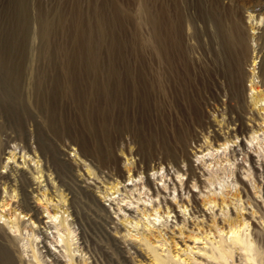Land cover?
I'll return each instance as SVG.
<instances>
[{
  "label": "rangeland",
  "instance_id": "1",
  "mask_svg": "<svg viewBox=\"0 0 264 264\" xmlns=\"http://www.w3.org/2000/svg\"><path fill=\"white\" fill-rule=\"evenodd\" d=\"M14 1L0 0V205L10 200L0 208V264L7 250L11 264H218L209 256L226 235L222 191L230 217L243 205V234L264 256V140L250 142L252 132L264 138L250 90L255 76L264 90V0H175L190 49L177 60L182 87L165 117L151 89L159 52L151 26L137 23L143 0H24V16ZM160 2L147 3L155 19ZM212 16L237 23L242 37L232 84ZM4 150L33 160L6 167ZM214 172L229 187L211 184ZM44 191L48 209L37 200ZM208 195L216 206L203 203Z\"/></svg>",
  "mask_w": 264,
  "mask_h": 264
},
{
  "label": "bare ground",
  "instance_id": "2",
  "mask_svg": "<svg viewBox=\"0 0 264 264\" xmlns=\"http://www.w3.org/2000/svg\"><path fill=\"white\" fill-rule=\"evenodd\" d=\"M138 1H141V0H138ZM148 1L146 0V2H144V0H143V2L141 1L140 4L138 2L139 5L137 6L138 8L136 10L137 11L136 15L138 16V22L137 23H140V24L145 23L146 25L151 26V31H152L153 38L155 40V45H156L157 50L159 52L160 72H159V76H158L157 80L154 81V83L158 84V88L151 85V89L153 87V90L155 91V93H158L157 97H159V104H160V107L162 109L161 113H162V116L165 117V115H166V108L165 107L170 105L173 108L176 106V104H177L176 99L178 97L180 87H182V85L180 84V81H179V66H178L177 60L179 59V57H183L184 55H186L185 48L187 47V49L189 50L190 47H188L187 45L185 46V31L183 29L185 21H184L183 14L181 13V11L178 10V7L176 5V1L175 0H161L160 4H157L159 6H158V12H157L158 15H157L156 19L150 15L151 13H150V9L148 7L149 5H147ZM14 7L18 11L17 14L23 15V16L25 15V13H26L25 10H27V6H26V2L24 0L14 1ZM116 7H118V5ZM78 8H79V6H78ZM116 9H118V8H116ZM104 10H106V9H104ZM76 13H78L77 10H76ZM65 14H68V13H65ZM118 14L116 13L117 16H119ZM101 15H103V14H101ZM103 20H104V18H103ZM209 20L213 23V26L216 28L217 37L219 40V44L218 43L217 44L219 46L218 49H219L220 58L224 64L225 73L227 76H229V80L232 84V82L234 81V76H235L234 69H235V67L240 65L239 64L240 63V55H239L238 47H240L242 45V37L239 33L238 24L232 23L229 26V28H227V26L224 24V22L222 20L218 19L217 17L212 16V17H210ZM109 21H111V20H109ZM129 21H130V19H129ZM79 22L80 21H78V23ZM44 25L46 27H49L50 24L48 22H46ZM255 68H256V61H254L253 69L255 70ZM112 74H113V76L118 74L117 70H116L115 63L112 66ZM255 78H256V76L253 78V80H251V84H250V90L253 93V95H252L253 96V106H255V107L259 106L260 110H263V112H264V90H262L260 87V84H259L260 81L256 80ZM122 84L123 83L120 80L117 81V84H116L117 89L116 90L119 93L122 91ZM148 85H150V84H148ZM151 89H149L148 92H150ZM146 93H147V91H146ZM139 94H141V93H139ZM147 98H148V95L147 96H141L140 99H144L146 101ZM182 132L183 131L176 130L173 134L175 135V137L178 140H180L183 138L184 133H182ZM186 138L187 137L185 136V139ZM255 140H257L258 145L260 147H262L264 138H262V140H260L259 136H256L255 132H252L251 136H250V142L253 143ZM262 150L264 151L263 148H262ZM3 153L4 154L6 153L8 155L6 158V167L11 165V163L17 164L19 159H22L21 162L23 164H27L29 162V160H33V159H27L25 154L18 156V153L15 150H12L9 152L4 150ZM14 168H15V165H14ZM221 169L226 176H228V177L231 176V174H232L231 169H229L228 167H225V168L223 167ZM15 173L16 172H14V174ZM42 177H43V174L40 173V171H39L38 177H37L38 180H40ZM6 178L7 177H4L5 180H6ZM221 178L222 177L217 172H214L210 175L209 181L211 182V184H214L216 182H219L221 184L224 183L225 187H229V185H226V180L221 179ZM40 182H41L40 184H42V181H40ZM7 183H8V181L6 180V182H4V185H7V186H4V189H3L5 191V193H9V189H8L9 185ZM7 189H8V191H6ZM221 195H222L221 213L224 216V221H225V223H227V226L226 227L222 226L219 229L223 234H226V235L222 236L223 241H221L220 244H217L216 247L213 248V250H211L209 257L213 260H216L218 262V264H229V259H230V257H232L231 255L235 254L237 251H240L244 254L245 260H247L250 264H256L259 261V259L261 260V261H259V264H264V256L260 255V253H258L256 251L255 246H254V242L250 240L249 236L246 234L245 235L243 234V232L245 231V226H246L245 220L242 219L243 216L241 217V215H240V209L244 208L243 205L241 206V208L238 207V205L235 207L238 215H237V218H234V217L232 218L229 216V212H227L225 207H224V204L228 205L227 199H226L228 194L225 191H222ZM234 195L239 200L241 199L238 190L236 191V193ZM16 197H17V194H16V188H15V189H12V193H10V199H14ZM60 199L63 200L62 198H60ZM26 200L22 201V203L20 205L21 207L20 206L19 207L22 208L25 212L31 211L30 204H29L28 200L27 201ZM37 200L39 202L42 201V204L45 205V207L48 209V204L53 201V198H50V197L48 198L47 193L44 191L41 193L40 198H38ZM9 201H6V200L4 201V198H3V201L0 205L1 206L0 208H4L6 206H9V204H10ZM149 202L151 204L153 203L151 201H149ZM216 202H217L216 197H211L209 195L203 200V203L205 205L214 203L216 206L217 205ZM185 204L186 203L183 202L182 207L187 208V205H185ZM153 205L154 204H152V206ZM153 210L155 211L156 214L161 213V211H159L160 207H157V204H155L153 206ZM143 214L148 216L146 214V212H143ZM150 215H152V214H150ZM0 216H2V215L0 214ZM52 217H53V219L57 218L56 215H52ZM160 217H161V215L159 214L158 218H160ZM10 224H11V228L14 229L15 231L21 230L20 229L21 228L20 223H19L17 218L12 219L10 221ZM136 224L139 225V221H137ZM226 229H227V231H226ZM62 237H63L62 235H59V238L61 239L60 241H63ZM227 238H229V242H227V240H228ZM29 244H30V242L28 241V245ZM35 256H37V255H35ZM4 257L6 260V264H11V257H10V253L8 252V250L5 253ZM36 259H38V258L36 257ZM155 259H156L157 264H167L166 260H164L162 258L160 259L159 257L158 258L155 257ZM190 260H192V259L191 258L190 259H184L183 258L182 262L184 264H196V263H194L196 260H194V261H190ZM203 264H210V263L205 262Z\"/></svg>",
  "mask_w": 264,
  "mask_h": 264
}]
</instances>
